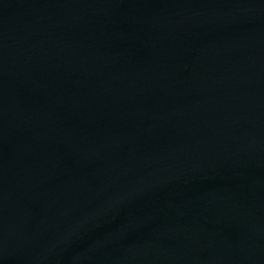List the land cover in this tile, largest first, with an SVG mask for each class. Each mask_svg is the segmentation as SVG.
Returning <instances> with one entry per match:
<instances>
[{"label": "water", "instance_id": "95a60500", "mask_svg": "<svg viewBox=\"0 0 264 264\" xmlns=\"http://www.w3.org/2000/svg\"><path fill=\"white\" fill-rule=\"evenodd\" d=\"M0 264H264V0H0Z\"/></svg>", "mask_w": 264, "mask_h": 264}]
</instances>
